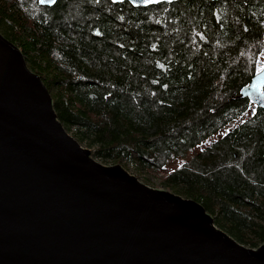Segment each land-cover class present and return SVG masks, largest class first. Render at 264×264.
<instances>
[{"label":"trees","instance_id":"obj_1","mask_svg":"<svg viewBox=\"0 0 264 264\" xmlns=\"http://www.w3.org/2000/svg\"><path fill=\"white\" fill-rule=\"evenodd\" d=\"M0 31L96 158L166 173L236 240L264 243V108L240 96L264 64V0H0Z\"/></svg>","mask_w":264,"mask_h":264},{"label":"water","instance_id":"obj_2","mask_svg":"<svg viewBox=\"0 0 264 264\" xmlns=\"http://www.w3.org/2000/svg\"><path fill=\"white\" fill-rule=\"evenodd\" d=\"M38 0L41 6H53ZM129 1L147 7L179 0ZM264 108V72L241 90ZM0 31V264H264L199 201L97 160Z\"/></svg>","mask_w":264,"mask_h":264},{"label":"rangeland","instance_id":"obj_3","mask_svg":"<svg viewBox=\"0 0 264 264\" xmlns=\"http://www.w3.org/2000/svg\"><path fill=\"white\" fill-rule=\"evenodd\" d=\"M261 62L264 63V56H262L261 58ZM264 65V64H262ZM261 65V66H262ZM260 72V71H259ZM51 93L54 92V90H50ZM233 125H230L229 127H232ZM228 129V127H227ZM69 131V130H68ZM70 132V131H69ZM72 134V132H70ZM83 144V143H82ZM83 146L87 147L85 144H83ZM97 160L101 161L102 163H105L107 165H113L115 163H121L126 169H128L130 172L136 174L137 176H139V178L145 182L146 184L152 186V187H155V188H166L168 190H171L174 192V190H172L171 188L169 187H166L164 184H163V177L165 176L166 173H162L160 172L158 175H154V174H148V173H140V172H137L136 169H134L131 165H128L127 162L124 160L123 162H103V160H100L97 158ZM180 164V161L178 162V165ZM174 166H171V170L173 169ZM249 235V234H248ZM250 236H252V234H250ZM261 244V243H260ZM259 244V245H260ZM246 246H249V247H252L251 244L249 243H246Z\"/></svg>","mask_w":264,"mask_h":264},{"label":"snow or ice","instance_id":"obj_4","mask_svg":"<svg viewBox=\"0 0 264 264\" xmlns=\"http://www.w3.org/2000/svg\"><path fill=\"white\" fill-rule=\"evenodd\" d=\"M51 3H55V0H50ZM161 67H163V65H161ZM261 72H264V65L261 66V68L259 69ZM253 112H255V109H253ZM228 133L225 132L224 135H227ZM182 166V165H181Z\"/></svg>","mask_w":264,"mask_h":264}]
</instances>
